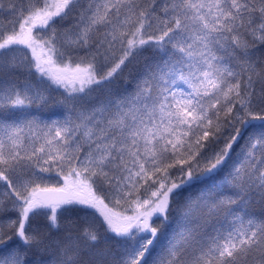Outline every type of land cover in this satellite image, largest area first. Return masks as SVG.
<instances>
[{
  "label": "snow or ice",
  "instance_id": "6c2138e0",
  "mask_svg": "<svg viewBox=\"0 0 264 264\" xmlns=\"http://www.w3.org/2000/svg\"><path fill=\"white\" fill-rule=\"evenodd\" d=\"M0 264H264V0H0Z\"/></svg>",
  "mask_w": 264,
  "mask_h": 264
}]
</instances>
